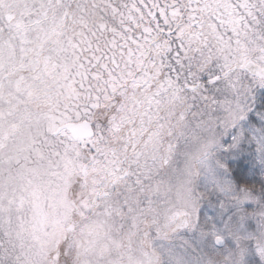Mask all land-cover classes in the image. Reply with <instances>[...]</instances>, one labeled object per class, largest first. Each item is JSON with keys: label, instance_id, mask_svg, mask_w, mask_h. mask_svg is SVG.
<instances>
[{"label": "snow or ice", "instance_id": "obj_1", "mask_svg": "<svg viewBox=\"0 0 264 264\" xmlns=\"http://www.w3.org/2000/svg\"><path fill=\"white\" fill-rule=\"evenodd\" d=\"M0 264H264V0H0Z\"/></svg>", "mask_w": 264, "mask_h": 264}]
</instances>
